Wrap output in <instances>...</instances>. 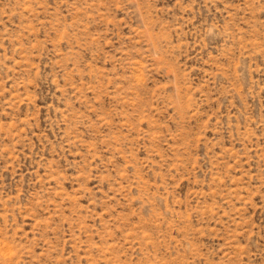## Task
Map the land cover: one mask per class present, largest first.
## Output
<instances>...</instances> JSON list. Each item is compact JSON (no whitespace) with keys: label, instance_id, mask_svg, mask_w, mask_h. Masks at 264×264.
<instances>
[{"label":"rangeland","instance_id":"1","mask_svg":"<svg viewBox=\"0 0 264 264\" xmlns=\"http://www.w3.org/2000/svg\"><path fill=\"white\" fill-rule=\"evenodd\" d=\"M0 264H264V0H0Z\"/></svg>","mask_w":264,"mask_h":264}]
</instances>
